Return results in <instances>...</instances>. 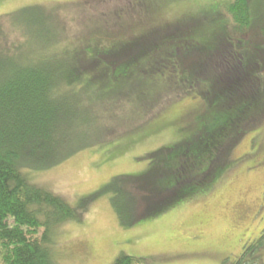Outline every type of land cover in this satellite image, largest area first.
<instances>
[{
  "label": "trees",
  "instance_id": "16d2710c",
  "mask_svg": "<svg viewBox=\"0 0 264 264\" xmlns=\"http://www.w3.org/2000/svg\"><path fill=\"white\" fill-rule=\"evenodd\" d=\"M251 2L234 0L227 7L235 35L225 32L211 48L199 43L183 47L184 34L176 27L131 35L118 48L115 41L106 40L102 26L82 25L79 18L73 20L84 29L72 33L59 11L65 5L50 16L41 5L26 19L6 14V29L0 22V264H60L53 234L66 221L81 222L82 214L62 196L30 182L22 167H40L25 163L24 157H60L51 163L56 165L78 151L114 140L125 130L122 125L137 124L134 105L149 102L134 93L142 72L166 74L164 86L152 85L162 102L149 110L152 113L166 102L198 96L213 117L198 122L200 129L192 138L147 154L156 162L150 170L111 179L106 189L121 226L133 227L204 183L211 174L196 175L190 169L208 149L214 148L215 163L231 157L236 145L229 136L239 134L241 139L243 125L234 133L224 131L232 120L220 119L216 111L240 105L241 120H251L249 112L257 107L264 116V28L253 22ZM68 9L66 18L72 14ZM114 20L112 33L119 41L123 33ZM136 65L137 72L123 70ZM128 81L131 84L121 88ZM141 84L151 89L148 81ZM124 95L131 105L120 114L114 99ZM125 111L132 116L125 117ZM213 170L210 165L207 172ZM113 264L149 263L145 257L121 253ZM232 264H264V229Z\"/></svg>",
  "mask_w": 264,
  "mask_h": 264
},
{
  "label": "rangeland",
  "instance_id": "374dc122",
  "mask_svg": "<svg viewBox=\"0 0 264 264\" xmlns=\"http://www.w3.org/2000/svg\"><path fill=\"white\" fill-rule=\"evenodd\" d=\"M233 1L0 0V22L6 29V14L19 13L26 19L34 7L41 5L49 10L50 16V11L65 5L59 11L66 14L64 9L69 8L72 12L67 18L62 15L72 33L84 29L82 25L93 23L102 26L106 40L115 41L118 48L131 35L171 27L182 30L183 47L199 43L211 48L219 44V37L225 32L226 36L235 35V23L227 10ZM25 9L26 13H21ZM251 13L254 24L264 28V0H252ZM114 17L123 33L119 41L112 33L116 25ZM56 18L57 24H62ZM77 18L82 25L73 20ZM22 30L25 32L26 28ZM123 70L137 72L139 67ZM165 77L162 71L141 73V82L136 81L134 93L149 102L132 103L133 117L140 118L139 122L122 125L125 130L114 140L78 151L56 165L51 163L60 157H24L25 163L31 161L40 167H22L30 182L62 196L82 214L81 222L66 221L53 234L60 264H113L121 253L145 257L149 264H232L240 258L245 246L260 237L264 229V116L257 107L249 112L251 120H241L240 105L216 111L220 119L230 116L232 120L230 129L224 131L234 133L243 125L241 139L239 134L229 136L236 145L231 157L215 163L216 152L214 148L208 149L199 165L190 169L196 175L211 174L204 183L193 190L185 188L192 190L186 198L133 227L121 226L110 201L112 194L106 189L111 179L120 174L138 175L150 170L156 162L147 154L173 145L181 138H192L200 129L198 122L213 117L203 109L198 96L185 97L174 104L166 105V102L155 113L149 111L162 103L154 96L158 90H153L152 85L164 86ZM146 81L149 90L141 84ZM129 83L120 86L125 89ZM114 102L120 114L122 108L128 109L131 105L126 95L115 98ZM128 112L124 114L130 118L132 114ZM214 138L225 141L221 136ZM210 165L214 170L207 172ZM89 197L95 199L88 200L85 206L83 202Z\"/></svg>",
  "mask_w": 264,
  "mask_h": 264
}]
</instances>
